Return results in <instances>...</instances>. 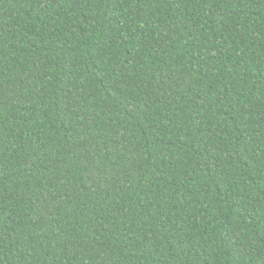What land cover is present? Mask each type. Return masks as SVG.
Instances as JSON below:
<instances>
[{
  "label": "trees",
  "instance_id": "16d2710c",
  "mask_svg": "<svg viewBox=\"0 0 264 264\" xmlns=\"http://www.w3.org/2000/svg\"><path fill=\"white\" fill-rule=\"evenodd\" d=\"M0 264H264V0H0Z\"/></svg>",
  "mask_w": 264,
  "mask_h": 264
}]
</instances>
